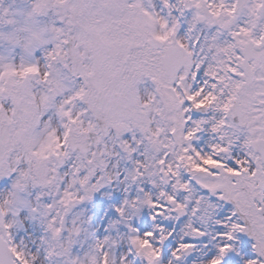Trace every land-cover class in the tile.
<instances>
[{"label": "snow or ice", "instance_id": "6c2138e0", "mask_svg": "<svg viewBox=\"0 0 264 264\" xmlns=\"http://www.w3.org/2000/svg\"><path fill=\"white\" fill-rule=\"evenodd\" d=\"M0 264H264V0H0Z\"/></svg>", "mask_w": 264, "mask_h": 264}]
</instances>
